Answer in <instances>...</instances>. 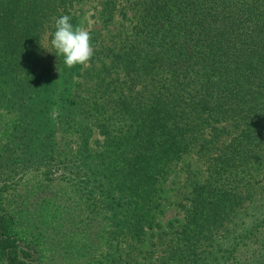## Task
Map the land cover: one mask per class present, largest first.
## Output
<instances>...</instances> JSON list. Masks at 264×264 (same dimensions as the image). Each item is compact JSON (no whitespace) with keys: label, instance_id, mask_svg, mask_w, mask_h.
<instances>
[{"label":"trees","instance_id":"1","mask_svg":"<svg viewBox=\"0 0 264 264\" xmlns=\"http://www.w3.org/2000/svg\"><path fill=\"white\" fill-rule=\"evenodd\" d=\"M81 2L0 0V264H264V0ZM62 15L90 32L87 65L43 44ZM190 152L207 176L162 228L161 184ZM30 191L48 255L18 236ZM248 206L263 212L237 224Z\"/></svg>","mask_w":264,"mask_h":264},{"label":"rangeland","instance_id":"2","mask_svg":"<svg viewBox=\"0 0 264 264\" xmlns=\"http://www.w3.org/2000/svg\"><path fill=\"white\" fill-rule=\"evenodd\" d=\"M81 1L82 2L80 4L83 7L82 9L86 10L84 13L86 14L90 11L89 5L94 4L96 0H81ZM42 42L46 47L50 45V43H48V33L43 36ZM48 52H50L51 54L53 53V51L49 49ZM7 117L8 116L5 114L4 110L0 109V125H2L1 123L4 122V118ZM9 137H10V132L2 133V136L0 137V145L3 144L5 139ZM101 142H102V136L95 129L93 131V134L89 138V143H88L91 152L99 151ZM168 169L169 172L167 179L161 184L160 187L161 191L158 194V202L160 204L154 216V220L158 222L162 226V228H165L168 222H174L177 220V222L181 223L185 221L184 220L185 210H182L180 204H183L185 207L186 206L189 207L190 199L192 198L193 187L202 183L205 177L207 176L206 166L204 162L200 160L194 152L184 154L179 160L172 162L169 165ZM33 184L38 185L37 182L31 181L27 185L28 189ZM68 189H71V187H68ZM68 189L66 187L64 191ZM33 193H37V192L33 191L31 193H28L23 205H21L20 203V206H18L19 203H15V206H18L15 209L18 218V223H17L18 236L23 240V242L36 241L38 243H42L44 241L45 244L42 243L40 245L44 244L45 250L47 247V252L45 251L43 255H48V253L49 254L52 253L53 248L50 244H48L49 242H46L47 239L45 237L47 235L45 234L43 235L44 232L42 233L41 229L43 228L50 229L52 227V224H43L44 221H46L47 219L40 220V218L37 217L35 211H33L34 205H32L31 203L35 197V195H32ZM260 202L261 200H259V203ZM27 207H29L30 209L29 211L25 210V208ZM68 210H70V208ZM262 212H263L262 207L257 206V207H252V209H250L248 206V210L246 211V214L241 213V215L238 217L236 222L237 224H240L239 221H249L252 223V220L254 218L253 216H260ZM38 214L40 215V213ZM48 232L49 231H47V234ZM219 234H217V236ZM231 242H232V236L227 238L226 237L222 238L221 241L223 247L229 245ZM142 247L148 249L150 248L148 247V243H145ZM144 256L147 255L144 253L139 257L140 261H142L141 258ZM144 261L145 263H151L152 259L148 258L145 259Z\"/></svg>","mask_w":264,"mask_h":264},{"label":"clouds","instance_id":"3","mask_svg":"<svg viewBox=\"0 0 264 264\" xmlns=\"http://www.w3.org/2000/svg\"><path fill=\"white\" fill-rule=\"evenodd\" d=\"M69 15H62L55 21V31L50 44L56 55L63 56L68 68L87 65L93 56L91 34L87 29L74 26Z\"/></svg>","mask_w":264,"mask_h":264}]
</instances>
